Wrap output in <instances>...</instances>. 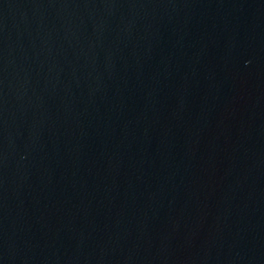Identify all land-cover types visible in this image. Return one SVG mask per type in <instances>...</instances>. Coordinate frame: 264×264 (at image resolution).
I'll return each mask as SVG.
<instances>
[{
	"label": "water",
	"instance_id": "1",
	"mask_svg": "<svg viewBox=\"0 0 264 264\" xmlns=\"http://www.w3.org/2000/svg\"><path fill=\"white\" fill-rule=\"evenodd\" d=\"M0 264H264V0H0Z\"/></svg>",
	"mask_w": 264,
	"mask_h": 264
}]
</instances>
